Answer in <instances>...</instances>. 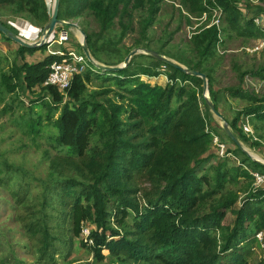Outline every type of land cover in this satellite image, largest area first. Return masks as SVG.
Returning a JSON list of instances; mask_svg holds the SVG:
<instances>
[{
	"label": "trees",
	"instance_id": "16d2710c",
	"mask_svg": "<svg viewBox=\"0 0 264 264\" xmlns=\"http://www.w3.org/2000/svg\"><path fill=\"white\" fill-rule=\"evenodd\" d=\"M137 1L143 4L144 0ZM149 1L151 13L144 30L153 24L161 0ZM180 1L194 16H202L205 11L211 16L213 8L223 10L230 28L241 36H264V27L241 16L240 0ZM128 3L130 0H60L59 18L79 17L90 9L102 33H106L121 6L126 11ZM0 4L45 23L52 14L48 0H0ZM206 25L195 30L187 57L180 56L177 61L187 69L204 72L212 96L216 90L210 61L218 55L223 39L218 25ZM86 33L93 57L114 65L100 58L102 47L95 34ZM38 49L20 46L18 54L25 60L26 52ZM61 58L48 54L32 63L13 64V73L4 75L3 80L9 91L18 84L25 86L23 91L32 89L46 80L51 63ZM156 60L151 66L139 68L130 61L117 71H102L89 62L84 73L74 76L64 103L57 87H41L46 91L41 96L43 104L49 105L44 99L52 96L50 114L45 118L58 130L52 140L62 153L51 161L45 179L35 178L42 188V201L38 206L28 205L31 211L24 216L17 215L25 233L37 239L39 261L54 264L58 256L70 255L83 221L95 225L90 237L100 259L108 251L121 263L249 264L250 243L257 232L264 231V187L252 191L239 207H235L238 194L226 190L240 175L249 178L248 188H252L249 168L264 170V165L230 138L235 149L228 151L241 156L245 166L230 165L227 157L215 154L212 143L217 131L211 126L213 112L203 94L202 78ZM163 64L168 68L164 74L173 83L153 85L141 79V75L162 74ZM251 73L264 79V66ZM93 75L113 83L110 91L114 97L100 100L98 95L109 90H89ZM230 91L233 97L247 98L253 105L238 111L229 123L239 140L245 141L248 138L239 126L240 118L253 116L264 123V96L256 97L240 87ZM57 111L60 113L53 118ZM42 120L41 114L26 119L28 131L39 134ZM206 163L210 165L204 168ZM144 181L148 185L142 186ZM16 200L22 202L24 197L19 194ZM228 211L232 221L226 218Z\"/></svg>",
	"mask_w": 264,
	"mask_h": 264
},
{
	"label": "rangeland",
	"instance_id": "374dc122",
	"mask_svg": "<svg viewBox=\"0 0 264 264\" xmlns=\"http://www.w3.org/2000/svg\"><path fill=\"white\" fill-rule=\"evenodd\" d=\"M53 1L48 0L52 6ZM149 3V0H144L143 4L138 3L137 0H130L126 11H123V6H121L113 27L106 33H102L100 22L90 9H86L79 17L65 20L75 22L85 32L95 34L97 43L102 47L99 53L100 58L115 63L114 65L123 64L131 51L138 50L130 61H133L134 68H139L148 67L157 62L156 57L147 53L146 49L158 51L175 61L180 56L185 59L188 55L189 39L195 30L207 22H213L215 15L219 16V27L222 30L220 35L223 41L218 45V55L210 61L214 71L216 94L210 95L209 85L208 89H203V94L204 96L208 95L213 102L217 103L218 110L224 117L221 119L214 113L210 117L211 126L217 131L216 136L228 147V150L235 149V144L223 131V123H230L238 111L251 106L252 103L247 98L233 97L230 90L240 87L256 97L264 96V85L262 84L264 79L251 73L264 66V51L254 49L260 40H264V36L239 35L230 28L225 20V13L221 9L218 10L219 8H213L211 16L208 11H206V15L194 16L187 11L180 0L159 1L157 4L159 10L156 12L153 24L144 30L145 23L151 13ZM239 6L242 9L240 10L242 17L254 19L255 25L260 28L264 27V0H240ZM0 17L12 26L18 35L32 43L41 39L43 28L47 24V22L36 19L33 15L17 13L12 6L3 4H0ZM22 23L24 26H28V29L22 30L19 27ZM34 27L40 28V30L38 34L35 33L32 36ZM58 27L63 28L60 25ZM65 28L70 30L69 41L64 45L50 42L46 47H38L39 49L34 53L26 52L25 60L18 54L21 45L12 39H6L0 32V264H48L37 259L39 245L37 239L30 235L29 237L25 233L17 215L24 216L31 211L28 205L38 206L42 201L39 196L42 188L35 178L45 179L51 161L57 153H62L54 146L55 142L52 140V136H55L58 130L45 118L47 114H50L52 96L49 95L44 99L49 103V105H45L41 96L46 91L41 88L42 84L36 85L32 89H26V91L22 90L25 88L24 85L18 84L14 86V90L9 91L3 78H5L4 75L8 76L13 73V64L21 65L24 61L32 63L42 60L48 55L49 49H56L59 45L63 49L84 53L79 46L83 38L79 29L69 26ZM57 37L58 33L54 31L49 39L54 40ZM93 58L97 62L105 64V62ZM184 67L187 68L185 65ZM157 77L141 75L142 80L153 85L170 84L171 78L167 75L160 74ZM88 87L90 91L94 92L109 90L98 95L100 100L114 97V92L110 91L114 88L111 81H102L93 75ZM59 92L64 95L62 101L64 103L68 98L67 91ZM202 107H205L204 104ZM59 113L60 111L55 112L53 118H56ZM39 114L43 115L39 127L40 133L31 134L25 125V120L38 118ZM245 123H249L253 133L245 131ZM239 126L242 133L248 138V140L241 141L244 148L253 157L264 161V123L253 116L243 115L240 118ZM212 150L218 154L214 143H212ZM226 157L230 160V165H242L241 156L236 152H232ZM209 165L210 163H206L204 168ZM249 170L251 169L249 168ZM209 171L212 172V170ZM254 171L264 173V170ZM248 183L249 178L240 175L238 181L227 185V192L233 191L238 194L235 207L242 205L247 196L254 191V181L252 188H248ZM141 185L148 184L144 181ZM19 194L24 197L22 202L16 200V196ZM138 196L141 197V194L138 193ZM226 218L228 221H232L233 215L230 211L227 212ZM93 229H95V225L88 226L82 221L80 232L78 235L75 234L72 253L66 258L62 255L58 256L54 264H146L138 261L121 263L118 259L112 258L108 251L103 253V258H98L93 248V241H90L92 239L90 233ZM248 263L264 264V231L257 232L256 238L250 243Z\"/></svg>",
	"mask_w": 264,
	"mask_h": 264
},
{
	"label": "water",
	"instance_id": "95a60500",
	"mask_svg": "<svg viewBox=\"0 0 264 264\" xmlns=\"http://www.w3.org/2000/svg\"><path fill=\"white\" fill-rule=\"evenodd\" d=\"M59 8H60V0H54L53 1V6H52V14L50 19L48 20L47 24L45 25V27L43 28L42 31V36L41 39L37 42H30L26 39H24L23 37H21L20 35L16 34L10 27H8L4 22H2L0 20V32L4 33L9 39H12L13 41H15L16 43H18L21 46L27 47V48H34V47H40L42 45H44L45 43L48 42L49 37L51 36V34L55 31L57 25H65V26H69V27H75L77 29H79V31L81 32L83 38H82V50L85 53L86 57L88 58V60L95 65L97 68H99L102 71H117V70H121L123 68H125L129 62L130 59L138 52V50H133L130 52V54L126 57L125 61L123 64L121 65H107V64H101L99 62H97L93 57L92 54L90 52V49L87 45L86 39H87V35L86 32L84 31V29H82L77 23L75 22H70L67 21L65 19H61L59 18ZM147 53L154 55L155 57H157L158 59H160L161 61H163L164 63H167L169 65L175 66V67H179L182 68L183 70L187 71L188 73H190L193 76H198L201 77L203 80V85L205 90L208 89V78L206 76V74L204 72L195 70V69H187L184 67V65L178 63L177 61H175L172 58H169L165 55H163L162 53L152 50V49H146L145 50ZM207 103L211 109V111L217 115L218 117H220L221 119H223V115L220 113V111L217 109L215 103L208 97V95L205 94ZM223 131L226 133V135L234 142L236 143L237 146H239L243 151H245L249 156H251L253 158V160L257 161L259 164L264 165V161L260 160L259 158L253 157L242 145L241 141L239 140L238 136L235 134V132L233 131V129L231 128L230 124L228 122H224L223 123Z\"/></svg>",
	"mask_w": 264,
	"mask_h": 264
},
{
	"label": "built area",
	"instance_id": "2783aa9c",
	"mask_svg": "<svg viewBox=\"0 0 264 264\" xmlns=\"http://www.w3.org/2000/svg\"><path fill=\"white\" fill-rule=\"evenodd\" d=\"M220 10V9H218ZM206 15V11L203 13ZM203 16V15H202ZM214 21L208 23L207 27L211 26L212 24H216L219 26L220 24V18L219 16H214ZM70 30L63 28L58 32V37L54 40L48 39V42H56L60 45H64L69 39H70ZM255 50H263L264 51V40H260L258 44L254 46ZM52 54H57L62 56L61 59L55 60L50 65V71L46 78V80L42 83L43 86H55L60 91H67L72 85V81L75 75L84 73L89 66V60L86 57L85 53H76V51L69 50L66 52L59 51L54 52ZM168 70L167 65L163 64L161 65V72L164 73ZM155 78H158L157 76H154ZM170 83H173V80H169ZM264 85V81L262 82ZM244 129L248 133H253V130L249 123L244 124ZM213 143L217 149V155L220 157H226L231 154L228 151V147L221 142L218 136L216 134L213 137ZM253 181H254V187L255 189L263 188L264 187V173L259 171L250 170ZM254 189V190H255ZM89 233V232H88ZM91 239V238H90ZM90 241H93L91 239ZM94 243V242H93Z\"/></svg>",
	"mask_w": 264,
	"mask_h": 264
},
{
	"label": "crops",
	"instance_id": "0c3cea01",
	"mask_svg": "<svg viewBox=\"0 0 264 264\" xmlns=\"http://www.w3.org/2000/svg\"><path fill=\"white\" fill-rule=\"evenodd\" d=\"M60 26H62L63 28L67 27V26H65V25H60ZM19 27H20L22 30L25 29V28L28 29V26H24V23H22ZM34 28H35V30L32 32V36H34L35 33L38 34V33H39V30H40V28H36V27H34ZM63 28H59V27L57 26L55 30H56L57 33H58V32H59L61 29H63ZM22 30H21V33H22ZM32 36H31V37H32ZM68 41H69V40H68ZM81 42H82V41H81ZM53 44H54V43H53ZM49 51H52L53 53H54V52H59V51L66 52V51H69V49H66V48L63 49L62 46L59 45L58 48H56V49H49V50H48V54H52V53H50ZM178 63H179V62H178Z\"/></svg>",
	"mask_w": 264,
	"mask_h": 264
},
{
	"label": "clouds",
	"instance_id": "9594fccd",
	"mask_svg": "<svg viewBox=\"0 0 264 264\" xmlns=\"http://www.w3.org/2000/svg\"><path fill=\"white\" fill-rule=\"evenodd\" d=\"M58 26V25H57ZM90 62V61H89Z\"/></svg>",
	"mask_w": 264,
	"mask_h": 264
}]
</instances>
